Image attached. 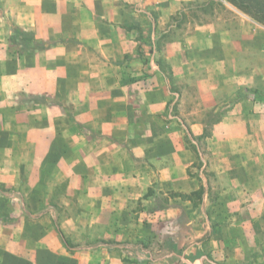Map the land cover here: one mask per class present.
Wrapping results in <instances>:
<instances>
[{
	"label": "crops",
	"instance_id": "obj_1",
	"mask_svg": "<svg viewBox=\"0 0 264 264\" xmlns=\"http://www.w3.org/2000/svg\"><path fill=\"white\" fill-rule=\"evenodd\" d=\"M4 1L0 264L28 261L30 221L49 255L264 264V26L226 0ZM20 180L42 198L65 183L67 215L34 212L48 199L29 208Z\"/></svg>",
	"mask_w": 264,
	"mask_h": 264
},
{
	"label": "rangeland",
	"instance_id": "obj_2",
	"mask_svg": "<svg viewBox=\"0 0 264 264\" xmlns=\"http://www.w3.org/2000/svg\"><path fill=\"white\" fill-rule=\"evenodd\" d=\"M5 11H6L5 1L3 0L0 4V13H1L0 22L2 24H4L6 22ZM1 29L4 30V28H1ZM13 32L16 34V30H14ZM17 34H19V33H17ZM11 48H12L13 54L17 55V56L20 55L21 52L24 51V49L22 47L20 48V47L12 46ZM215 119H216L215 116L210 114L207 118V124L210 125L212 122L215 121ZM204 129L207 131V133L202 134L203 139H205L206 137H208L210 135V132H209L210 126L206 125V127ZM9 161L10 160H8L6 158L0 159V163H3L0 166V175L3 174L4 171L8 167H10ZM50 162H52V159H50ZM53 162H54V160H53ZM202 165H203V162H201L199 160H197L194 163V167L196 168L197 172H198V170H206L205 167L202 168ZM47 171H49V170H47ZM25 186L26 185L22 182V180H20L19 189L21 191L24 190L25 193L27 194V195H24V201H25L26 205L30 208V206H29V205H31L30 202H33L34 199H38V198H39V200H41L43 194L40 196L41 191H39L40 193H38V192H36L38 190H34V189L26 190ZM65 188H66V184L64 183V184L58 186L51 195L47 196L45 194L46 196H43L42 199L47 198L48 200L47 199L46 200L49 203V205H44V207H43V206H41L42 204L39 203L38 206L33 205V207H31V208L34 210V212H38V211L45 210L46 208L47 209L48 208L54 209L53 206H55L57 210H60L62 212L61 214L67 215L69 208H68V206L65 207L64 205H61L60 200H64L66 198H71V195L73 194V192L68 191L69 194L66 195L67 191L65 190ZM1 191L2 192H10L9 190H1L0 189V197L2 195ZM77 193L78 192H75V194L72 197L73 198L83 197V196H79ZM7 203L8 202H5V201H3V199L0 198V216L1 215H8L7 210L10 207L8 206ZM36 209H37V211H36ZM71 209L77 210L78 208L75 206H72ZM25 227L27 228L26 231L29 233L28 234L29 237L27 236L28 242L25 244L26 248L28 249L29 256H28V261L25 259H22V260L19 259V261H20L19 264H38V263L39 264H86V263H84V261L85 262L90 261L89 264H105V262H106V257H107L106 254H104L101 250H98V249L91 250L90 251L91 253L89 251L82 250L81 252L77 253L76 255H74L72 253H68V254H64V255H49V254L42 253L36 247V243H38L37 235L34 237V233L40 231L41 228L39 229L37 227V225L32 221H30L28 224H26ZM64 231H67V229ZM63 241L69 247L92 245V244H95L96 242H102L101 239H93V240H87V241L80 239L78 242H75V240L70 241V239H68V237L65 238ZM121 244H124V245L125 244H131L132 246H136L137 244H140L142 246V248H144V247L147 248L146 239L135 240V241H132L131 243H129L127 240H125ZM121 261H122V264H149V262H148L149 260L146 257H144V256L139 257L137 254H133V253L131 254V253H126V252H125L124 256H122ZM8 264H10V263H8Z\"/></svg>",
	"mask_w": 264,
	"mask_h": 264
},
{
	"label": "trees",
	"instance_id": "obj_3",
	"mask_svg": "<svg viewBox=\"0 0 264 264\" xmlns=\"http://www.w3.org/2000/svg\"><path fill=\"white\" fill-rule=\"evenodd\" d=\"M230 4L234 5L236 8H238L240 11H242L244 14L249 16L251 19H253L258 24L264 26V0H226ZM10 43L14 44L17 43L16 41H20V45H22L25 48H31L34 50H44L46 49V46L41 42H35L33 40H30L28 38H22L20 35L14 33L10 38L8 39ZM207 131L204 129L203 134H206ZM202 194V191L194 192L191 195H195L198 198H200ZM186 197V196H181ZM190 197V196H187ZM144 249H146L144 247Z\"/></svg>",
	"mask_w": 264,
	"mask_h": 264
}]
</instances>
